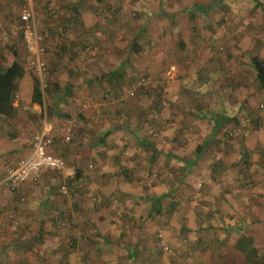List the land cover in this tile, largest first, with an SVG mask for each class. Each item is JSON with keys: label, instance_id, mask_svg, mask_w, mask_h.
Listing matches in <instances>:
<instances>
[{"label": "crops", "instance_id": "0c3cea01", "mask_svg": "<svg viewBox=\"0 0 264 264\" xmlns=\"http://www.w3.org/2000/svg\"><path fill=\"white\" fill-rule=\"evenodd\" d=\"M20 1L0 3L11 6ZM68 1L47 2L43 16H52L45 17L44 22L48 23L41 28L46 43L52 45L54 37L59 38L64 54L74 58L69 62L60 59L54 66L53 77L61 88L52 98L57 105L53 106L54 100L48 97L40 105L31 101L35 79L23 68L12 101L15 115L0 117V178L7 165L29 153L30 138L42 124V118L38 123L37 118L43 113L53 135L49 149L65 161L64 174L73 171L74 176L56 177L53 171L42 169L41 179L31 193L14 194L0 186V262L246 264V258L250 262L262 261L264 92L255 81L243 80L235 90L239 94L230 95V99L223 95L232 91L219 87L213 89L221 90L222 96L211 104L210 98L192 94V100H196H191V107L201 112L174 113L178 127L191 129L186 143L178 138L183 146L178 145L180 141L173 137L172 129L162 132L151 116L137 118L134 123L131 109L125 110L126 116L121 119L123 112L112 107L116 102L114 95L102 93L93 77L103 78L102 73L95 74L96 70L114 71L110 63L112 68L97 69L93 61L111 55L112 46H104L100 51L101 42L94 38L96 35L100 39L102 31L93 16L88 15L92 2ZM22 3L21 7H32L31 0ZM15 18L7 17L14 32ZM83 44L90 48L88 59L77 49ZM255 54L264 59V48ZM246 67L251 70L249 60ZM66 82L70 84L69 92L64 90ZM199 83L196 88H203L204 82ZM86 101L89 107L83 106ZM46 106L51 108L47 116ZM213 106L221 108L210 113ZM70 112L74 113L75 123L70 141L63 143L57 134ZM232 116H237L243 129L237 138L227 141V123L236 124L228 120ZM197 181L201 184L194 188ZM60 183L70 188L68 197L58 191ZM4 213L8 217L13 215L15 220L7 224ZM65 217L73 222L57 227V219ZM157 234L168 243V251L156 245Z\"/></svg>", "mask_w": 264, "mask_h": 264}, {"label": "rangeland", "instance_id": "374dc122", "mask_svg": "<svg viewBox=\"0 0 264 264\" xmlns=\"http://www.w3.org/2000/svg\"><path fill=\"white\" fill-rule=\"evenodd\" d=\"M49 1L52 0H31L38 31L42 35L44 34L41 29L44 28L43 23L46 25L48 23L44 22L45 17L52 16V14L43 16L47 11L46 4ZM86 1L92 2L87 11H90L88 15L93 16L97 23L103 16H110L113 10L117 9L115 11L117 17L110 24L113 27L112 33L117 35L113 43L118 47V52L107 55L102 60L103 63L106 61L104 64L100 61H93L96 62L97 69L100 66L112 68L117 64L120 56L122 58L128 56L124 65L126 76L119 83L117 88L119 95L117 98L114 96L116 102L112 106L113 110L123 112L121 119L126 116L125 110L133 109L132 122L135 123L139 118L149 119L152 117L162 132H166L167 123L163 122L161 125V122L173 119L171 132L175 129V134L178 135L177 139L186 143V137H190L188 134L191 129L184 130L185 126L181 125L182 130H180L176 119H174V113L180 111L179 115H183V113L196 115L197 112H201L191 107L192 101L196 98L194 97L192 100V94L182 87L184 83L188 82L186 81L187 77L190 79L195 72L198 73V80L204 82V87L199 89L197 94L210 98L209 104L219 100L222 96L221 90L232 91L223 95L230 99V95L237 93L235 90L239 88L241 81L251 83L255 81L252 71L246 66L249 55L258 53L264 48V0H82L81 2ZM216 1L220 4L217 7L215 6ZM22 2L23 0L20 1V4L14 3L11 6L0 3L1 65H7L13 58L20 61L23 58V43L19 39L17 31L10 30V19H7L8 16L16 17L21 5L24 4ZM192 3L206 4L212 7L207 14L197 10L198 12L193 11L191 16ZM255 3H259L258 6L249 11ZM224 4L230 10L219 8ZM93 6L94 8H92ZM81 9L84 10L85 7L81 6ZM238 9L241 12L240 16L236 17L234 13ZM8 12L9 15H7ZM141 25L145 32L143 39L139 40V52L136 55L127 54L120 47L129 41L130 33L128 32H139L137 30ZM121 28L127 29V32H122ZM94 38L98 40L96 35ZM178 40L183 41V48L179 47ZM101 42L100 51L104 49V46L107 48L112 43L109 40H107V44H103L104 40ZM98 49L95 47V50ZM13 50L16 55L13 54ZM9 52L11 55H8ZM66 54L63 53L64 58H66ZM54 60L58 63L60 59L52 58L50 61ZM90 62L92 63V61ZM109 63L112 65L111 67L108 65ZM99 72L101 71L96 70L95 74L98 75ZM198 84H200L199 81ZM137 86L143 87V90H136ZM217 87L221 90L213 89ZM251 88L253 90L256 86ZM127 90H131L133 94L128 95ZM181 108L187 109L181 112ZM220 108L221 106L217 109L213 106L209 112H218ZM204 114L207 115V113ZM200 123L202 122L200 121ZM241 124L239 121L236 124L227 123L226 131L232 132L234 129V135L227 136L225 133L224 137L227 141L239 136L243 129ZM160 136L165 138V135ZM179 139L178 141H180ZM183 141H180L178 145L183 146ZM200 190L201 188L197 191ZM114 201L115 199L112 200V202ZM202 201L204 200L202 199ZM2 217L7 224L8 221L11 223L15 220L13 215L8 217L6 213Z\"/></svg>", "mask_w": 264, "mask_h": 264}, {"label": "trees", "instance_id": "16d2710c", "mask_svg": "<svg viewBox=\"0 0 264 264\" xmlns=\"http://www.w3.org/2000/svg\"><path fill=\"white\" fill-rule=\"evenodd\" d=\"M257 4H259V3H255V5L253 7H251V10H249V11H252L256 6H258ZM217 5H220V4H219V2L216 1L215 6L217 7ZM191 7H192V9L191 10L189 9V10H190V14L192 16L193 11L198 12L197 10L201 11V13H203V14H207L212 6H209L206 4L202 5V4L192 3ZM219 8H221L222 10H227V9L230 10L229 7L225 4L220 6ZM115 11H117V9H114L112 14H110V16H103L102 19L99 20L100 22H98L99 23L98 29L100 31H102V34H103V32L106 34V37H105L106 39L103 36L104 34L103 35L101 34V37H100V39H98V41L101 42L105 39L104 40V41H106L105 44H107V40H109L110 43L112 42L108 47V48H110V46H112V48H111L112 54L118 52L117 51L118 47L116 46L115 43H113V42H115L117 35L112 33L113 27L110 24V23L114 22V19H116V17H117ZM240 12H241V10L238 9L234 13L235 16L236 17L240 16ZM144 23H145V21L142 24L144 25ZM143 25L140 26L139 30H137L139 32H136V31H134L133 33L128 32V33H130L129 41L128 42L126 41V43L122 47H120L121 49H124L127 54L132 53V54L136 55L139 52V47H140L139 46L140 45L139 40L141 38L143 39V35H144L143 33L145 32L143 29ZM121 31L127 32V29L121 28ZM38 32H39L40 36L42 37V41L46 44V52H47V55L44 58L45 70L47 72V75H46V79H45V86L42 89V92L39 89V82H38L37 76L35 74H33L32 72H30V73L34 76V79H35V85L32 89V93H31V101L40 105L43 103V98H44V100L46 97H48L49 99H52L57 91H61L60 90L61 88L59 87L58 83L55 81V78L53 77V74L55 73L56 65H58V63L56 60H54V61H50V60L52 58H57V59L64 58L63 53H65V51L63 48L64 44L60 43L59 38H54L52 45H50L49 43H46V39H45L46 37H44V35H42L40 33V31H38ZM177 42H178L180 48L184 47V43L182 40H178ZM101 44H102V42H101ZM77 49L80 50V53L82 52L85 59H88V57H89L88 49H90V48H88V44H83ZM15 53L16 52H14V50H13V54H15ZM50 55H52L53 57ZM79 56L80 55H76V57H79ZM127 58H128V56L127 57L125 56V58H122L120 56L119 61L113 67L114 71H112V73L108 69H106V70L104 69V71H101L100 73L103 74V78L98 77V78H100V79H98L92 75L96 79V81L99 83L98 86H100L99 89H100V91H102V93L113 94L116 97L119 95V91L117 90V88L119 86L120 81L126 76L124 65L126 63ZM72 59H74V58H70L69 56H66V58H65L66 62L67 61L69 62ZM248 60H249V66H250L252 73H253V78L256 81L258 88L264 92V59L262 57H260L258 54H251V55H249ZM97 61H100V63L102 62V60H99V58L96 59V62ZM23 63H24L23 58L21 61L14 58L11 60V62L8 63V65H6L4 67L0 66V117H2V118H12L15 115V108L12 105V101L14 99V96L16 95V93H15L16 89H17L16 80L22 74V71H23V65H24ZM92 63H94V62H92ZM54 66H55V68H54ZM132 74H134V73H132ZM105 76H106V79H105ZM194 79H196V80H194ZM186 81H188V82L184 83L183 84L184 86H182V87H184L191 94H197V91H199V89H197V88L200 87L199 85H196L198 83V81H200V80H198V73L196 74V72H195L194 76L190 77V79L187 77ZM104 84H107V87H104ZM196 86H197V88H196ZM69 89H70V84L68 82H66V87H64V90L69 92ZM136 90L142 91L143 87L137 86ZM136 90H135V92H136ZM70 92H71V90H70ZM192 92H194V93H192ZM205 92H206V89L204 90V93ZM52 100H54V99H52ZM52 105L53 106L57 105L55 100L53 101ZM50 111H51V108L49 106H46V116L48 115V113H50ZM39 118H37V123L41 120L42 116L40 115ZM228 120H234L236 123H238V121H239L237 116H232V117L228 118ZM172 121H173V119L172 120H163L161 122V125L163 122L164 123L166 122L167 128L170 130V129H172L171 125L174 123ZM179 128H180V130H182L181 126ZM174 130H173V132H174L173 137L177 138L178 135L175 134L176 132ZM237 131L240 132V130H237ZM224 132L226 133L227 136L228 135L229 136L234 135V129L232 132H228L225 129ZM49 152L54 154L50 149H49ZM54 173L58 177L59 174H57L56 172H54ZM76 174H77V172H76ZM67 182H69V181H67ZM246 254H247L246 256L249 257L248 253H246ZM246 262H248L246 264H264V259H262V261L257 263V262H250L246 258ZM0 264H4V263L0 262ZM37 264H38V262H37Z\"/></svg>", "mask_w": 264, "mask_h": 264}, {"label": "built area", "instance_id": "2783aa9c", "mask_svg": "<svg viewBox=\"0 0 264 264\" xmlns=\"http://www.w3.org/2000/svg\"><path fill=\"white\" fill-rule=\"evenodd\" d=\"M15 27L20 34L24 48L23 68L37 76L39 89L42 92L47 75L44 64V58L47 55L46 44L38 32L37 20L31 6L23 5L21 7L15 18ZM126 93L131 95L132 91L127 90ZM89 105L87 101L83 103L84 107H89ZM74 123V113L70 112L57 134L61 142L70 141ZM52 141L53 135L50 127L45 123V113H43L40 129L34 132L30 138L29 153L6 166L3 176L0 178V186L14 194H24L27 191L31 193L41 179L42 169L51 170L65 178H72L73 171L64 174L67 170L64 160L49 152ZM200 184L201 182L197 181L193 187L198 188ZM58 191L66 197L71 193L70 188L64 183L59 184ZM72 222V218H58L56 226L61 228ZM156 245L163 251L169 250L168 243L163 240L160 234L156 236Z\"/></svg>", "mask_w": 264, "mask_h": 264}]
</instances>
